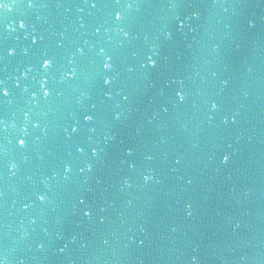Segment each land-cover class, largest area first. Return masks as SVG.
I'll return each mask as SVG.
<instances>
[{
  "label": "water",
  "instance_id": "95a60500",
  "mask_svg": "<svg viewBox=\"0 0 264 264\" xmlns=\"http://www.w3.org/2000/svg\"><path fill=\"white\" fill-rule=\"evenodd\" d=\"M2 2L0 260L264 264V0Z\"/></svg>",
  "mask_w": 264,
  "mask_h": 264
},
{
  "label": "snow or ice",
  "instance_id": "6c2138e0",
  "mask_svg": "<svg viewBox=\"0 0 264 264\" xmlns=\"http://www.w3.org/2000/svg\"><path fill=\"white\" fill-rule=\"evenodd\" d=\"M27 3H28V6H29V7L33 6V0H27ZM93 6H95V5H93ZM6 7H8V5H7V4H4V3L2 2V0H0V8H6ZM114 18H115L116 20H120V19H121V16H120L119 13H116ZM20 27H23V23L20 24ZM33 43H35V40L33 41ZM8 54H9V55H12V52L10 51ZM149 59H150V62H151V58H149ZM41 65H42V67H43L44 69H48V68H50V67L52 66V62H51V60H50L49 58L45 57V58L42 59V61H41ZM104 67L107 69V68L110 67V65H109L108 63H105ZM104 83H105V84H108V83H110V80L105 79V80H104ZM41 87L44 88L45 85L42 84ZM48 94H49L48 91L45 90L44 95L47 96ZM7 95H8L7 91H6L5 89H3L2 87H0V96H7ZM213 107H215V105H213ZM85 119H90V117H85ZM73 131H75V129H73ZM24 143H25V141L22 140V139L19 141V144H20L21 146H23ZM224 159H225V161H226V160H227V157H225ZM40 199L43 200L44 197L41 196ZM85 214L87 215L88 213H85Z\"/></svg>",
  "mask_w": 264,
  "mask_h": 264
},
{
  "label": "clouds",
  "instance_id": "9594fccd",
  "mask_svg": "<svg viewBox=\"0 0 264 264\" xmlns=\"http://www.w3.org/2000/svg\"><path fill=\"white\" fill-rule=\"evenodd\" d=\"M0 264H4V261L0 260Z\"/></svg>",
  "mask_w": 264,
  "mask_h": 264
}]
</instances>
